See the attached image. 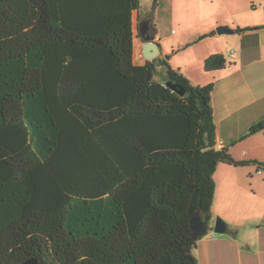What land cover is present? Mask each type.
Here are the masks:
<instances>
[{
	"label": "trees",
	"instance_id": "trees-1",
	"mask_svg": "<svg viewBox=\"0 0 264 264\" xmlns=\"http://www.w3.org/2000/svg\"><path fill=\"white\" fill-rule=\"evenodd\" d=\"M138 7L0 0V264H198L217 165L263 169L217 146L213 83L134 61Z\"/></svg>",
	"mask_w": 264,
	"mask_h": 264
},
{
	"label": "rangeland",
	"instance_id": "rangeland-1",
	"mask_svg": "<svg viewBox=\"0 0 264 264\" xmlns=\"http://www.w3.org/2000/svg\"><path fill=\"white\" fill-rule=\"evenodd\" d=\"M137 13L134 61L138 64L145 61L137 35L139 22L149 19L155 22L162 37L159 53L150 60L154 61L155 79L163 81L166 66L160 61L165 60L173 70L196 82L194 85L202 87L213 83L210 97L214 98L211 105L216 112L215 135L225 142L233 156L247 151L263 153L264 131L232 141L236 135L247 132L246 121L256 116L259 107L264 105V0H139ZM219 26L234 32L217 33ZM238 27L253 28L260 34L259 48L245 64L239 56L228 54L230 49L239 52L241 48ZM213 30L215 32L211 33ZM149 31L152 32L150 22ZM216 53L223 54L226 67L206 71V58ZM254 146L257 147L255 151ZM212 231L209 227L193 249L194 255L200 254L205 263L207 249L198 243L209 238Z\"/></svg>",
	"mask_w": 264,
	"mask_h": 264
},
{
	"label": "crops",
	"instance_id": "crops-1",
	"mask_svg": "<svg viewBox=\"0 0 264 264\" xmlns=\"http://www.w3.org/2000/svg\"><path fill=\"white\" fill-rule=\"evenodd\" d=\"M137 12L138 10L133 15V22L138 17ZM150 25L154 42L160 44L162 37L156 30L155 22L150 20ZM214 32V30L211 31V33ZM237 35L241 48L239 52L236 49L230 50L234 51V57L239 56L245 64L249 62V58L255 56V49H258L260 45V34L252 28L238 32ZM140 43H142L141 40ZM186 77L189 79L188 76ZM189 81L193 85L196 84L191 79ZM213 100L214 98H211L212 102ZM257 113L256 116L248 118L249 120L245 124L246 128L249 129L252 124L264 119V105L259 107ZM213 114L215 123L216 112L214 108ZM247 132L236 135L232 142L241 140ZM216 140L221 141L222 146L226 147L225 142L218 136H216ZM255 148L257 147H253L254 151ZM230 155L235 160H254L264 165V152L255 151L252 153L247 151L242 155ZM250 166L255 167L253 164L234 166L219 163L217 165L214 172L215 190L211 207L210 227L215 216H220L226 224V230L220 235H216L212 231L209 238H203L198 243L207 249L206 263L199 254L196 255L198 264H264V166L260 172L256 170V167L250 168Z\"/></svg>",
	"mask_w": 264,
	"mask_h": 264
},
{
	"label": "water",
	"instance_id": "water-1",
	"mask_svg": "<svg viewBox=\"0 0 264 264\" xmlns=\"http://www.w3.org/2000/svg\"><path fill=\"white\" fill-rule=\"evenodd\" d=\"M149 19L141 20L139 22V31L141 34L142 39V54L146 61L152 60L158 53H159V47L154 42V36L152 33H149ZM217 33H232L234 30L225 28L222 26H219V28L216 30ZM166 85L176 90L179 94H184V88L177 87L176 85L172 84L170 81L166 82ZM190 227H191V235L194 238H197L207 232V230L210 227V219H204L198 212H192L190 214ZM212 229L214 232L223 233L226 230V224L224 220L220 216H215ZM19 264H45L40 258L36 256H32L27 258L26 260L20 262Z\"/></svg>",
	"mask_w": 264,
	"mask_h": 264
},
{
	"label": "built area",
	"instance_id": "built-area-1",
	"mask_svg": "<svg viewBox=\"0 0 264 264\" xmlns=\"http://www.w3.org/2000/svg\"><path fill=\"white\" fill-rule=\"evenodd\" d=\"M228 54L231 56V57H234V51L233 50H230L229 52H228ZM217 146L218 147H222V142L221 141H218L217 142ZM259 172L261 171V170H258Z\"/></svg>",
	"mask_w": 264,
	"mask_h": 264
},
{
	"label": "flooded vegetation",
	"instance_id": "flooded-vegetation-1",
	"mask_svg": "<svg viewBox=\"0 0 264 264\" xmlns=\"http://www.w3.org/2000/svg\"><path fill=\"white\" fill-rule=\"evenodd\" d=\"M149 33H152L151 31H149ZM139 37V39L142 41L141 39V34H140V31H139V34L137 35Z\"/></svg>",
	"mask_w": 264,
	"mask_h": 264
}]
</instances>
